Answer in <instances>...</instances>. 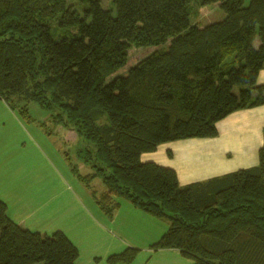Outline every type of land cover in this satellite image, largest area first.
<instances>
[{"label": "trees", "instance_id": "16d2710c", "mask_svg": "<svg viewBox=\"0 0 264 264\" xmlns=\"http://www.w3.org/2000/svg\"><path fill=\"white\" fill-rule=\"evenodd\" d=\"M67 1L0 0V100L30 122L34 102L84 138L77 156L93 172L67 159L107 217L126 199L168 220L152 250H179L193 264H264V148L255 167L186 186L174 169L142 160L169 142L217 137L219 121L264 105V0H200L226 14L206 27L191 24L192 0H114L117 17L101 0H75L84 16ZM166 44L116 75L133 47ZM139 253L107 261L132 264ZM79 257L65 233L20 226L0 200V264Z\"/></svg>", "mask_w": 264, "mask_h": 264}, {"label": "crops", "instance_id": "0c3cea01", "mask_svg": "<svg viewBox=\"0 0 264 264\" xmlns=\"http://www.w3.org/2000/svg\"><path fill=\"white\" fill-rule=\"evenodd\" d=\"M258 82L264 84V69L259 74ZM0 111L2 120L9 118L12 124L21 125L20 115L4 100H0ZM3 122H0V187L5 186L8 190L0 192V199L7 204L9 217L14 222L40 233L53 234L57 231L65 233L80 251L77 264H110L108 258L120 254L116 251L128 246L139 249L140 253L143 249L138 246L148 248L147 253L150 257L145 264H150L158 257L166 262L174 257L180 261L179 264H193L191 261L187 263L180 260L187 258L179 250H152L151 246L157 243L168 229L165 231L164 226L159 228L156 222L159 218L136 208L130 201L121 199V207L112 218L107 217L96 204L91 191L77 177L71 175L70 164L67 165L60 159L59 152L55 153V156L60 164L51 161L48 165L49 173L41 181L29 178V165L22 154L20 152L15 156L7 154L9 147L14 145L18 146L17 149H11L15 152L22 148L21 131L12 126L6 130ZM217 129V137L206 139L209 145L221 146L228 140L229 144H237L239 157L244 161L242 169L259 164L260 150L264 147V105L241 109L230 114L217 123ZM4 138L7 139V144L3 142ZM160 147L151 154H144L142 160L167 166L154 159V156H150L158 155ZM173 151L172 149V153L166 156L175 161L177 155ZM224 155L227 159L230 158L226 152ZM172 169L177 172L182 186L231 173L228 171L214 177L207 175L198 177L194 176L195 172L192 171H186L187 176H184L179 165H174ZM1 175H4L3 180ZM72 213L78 214L75 219H71ZM49 219L52 222H49ZM44 220L49 222L48 226L42 224ZM142 240H145V244ZM102 249L106 250L105 255L98 252Z\"/></svg>", "mask_w": 264, "mask_h": 264}, {"label": "rangeland", "instance_id": "374dc122", "mask_svg": "<svg viewBox=\"0 0 264 264\" xmlns=\"http://www.w3.org/2000/svg\"><path fill=\"white\" fill-rule=\"evenodd\" d=\"M200 2H201L200 0H192L191 15H190V21L192 25L206 27L211 24L221 22L225 19L226 14L221 9L219 3L202 5ZM67 5L69 7L73 6L76 10L79 11V13L82 16H84L83 10L84 7L87 6L86 4L75 0H68ZM101 5L103 9L111 11L113 16L117 17L118 14L117 5L114 2V0H101ZM168 47L169 44L162 46L145 47L141 49L133 47L130 50L129 64L125 68L121 69L116 75H127L130 66L135 65L136 63L140 62L145 57L151 55L157 50L167 51ZM24 104L26 103L20 102L18 104L19 105L18 108H21L20 106H24ZM27 106L30 111V114L33 117V120L31 122L21 117V115L17 112V110H14L12 107L11 109L13 111H16L20 115L21 125H18L17 123L12 124V121L9 118L2 120V115H1L2 111H0V122L4 121L3 123H5L4 126H6L5 127L6 130H9L10 129L9 127L12 126V128L15 127L16 129L21 131L22 139H21L20 147L22 148H19L15 152L11 149H17L18 146L14 145L13 147H9L7 154H13V156H15L17 152H20L22 154L21 156L23 157L24 160L27 161L29 165L28 167L29 178L37 179L38 181H41L42 178H44V176H46L49 173L48 165L51 161H54L55 164L59 165L60 164L59 159H57L55 156V153L58 152L60 153L58 154L61 155L60 159H63L67 165L70 164L69 163L70 161L67 159V157H69L71 161L73 160L72 162L78 166L81 174L87 175L92 173L93 171L91 167L83 163V161L79 160L77 156L82 151L85 152V145H87V143L84 140V138L75 130L66 128L64 126H55L51 122L49 123V113L43 110L40 105L32 102L29 103ZM40 123H46L47 129L43 128L40 125ZM206 139L208 138L180 140V141H176V143L169 142L160 147V151L158 155H150V156H154V159H157L159 162L167 165L166 167L169 168L174 167V165L175 166L179 165V167L181 168V172L183 173L184 176L186 175V171L195 172L194 176L198 175V177H205V175L209 177L211 176L214 177L217 176L218 174H223L228 171L236 172L242 169L244 161L239 157V154L237 152L238 149L237 144H229L228 140H226L223 142V145L221 146L220 145L211 146L208 144ZM3 142L7 144V139L4 138ZM172 149L174 150L173 153H176L177 155L175 161L170 159V156L169 158L168 156H166L172 153ZM225 152L230 156L229 159L225 157L224 155ZM147 154H151V153H147ZM161 159H164V161ZM69 170L71 172V175L75 176V174L72 172L71 166H69ZM3 176L1 175V179L3 178ZM3 184L5 185V181ZM93 186L94 189L97 190L98 192H101L104 189L103 182L100 178L94 180ZM6 189L7 188L5 186H1L0 192L4 193L6 192ZM77 215L78 214L76 213H72L71 219H75ZM49 222H52L51 219H49ZM49 222L44 220L42 221V224L48 226ZM156 222H158L159 228H162V226H164L165 231L169 227L168 226L169 222L166 219H162V220L156 219ZM46 233L43 232L42 234H46ZM50 234L51 233H48V235ZM142 242L145 244V240H142ZM136 245H140V244H136ZM145 247L146 246H138V248L143 250L141 251V253H139V256L132 264L147 263L150 256L147 253L148 248ZM127 248H129V246ZM127 248H124L123 250H117L116 252L121 253ZM98 252L101 255L106 254V250L103 249L99 250ZM160 259L161 257L155 258L153 262L151 261L150 264L180 263V261H177L174 257L171 259V261H167V262L165 260H160ZM180 260L186 261L187 263L188 261L194 263V261L188 259L181 258Z\"/></svg>", "mask_w": 264, "mask_h": 264}]
</instances>
